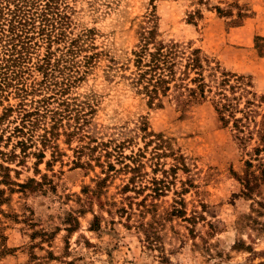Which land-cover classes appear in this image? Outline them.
<instances>
[{
    "label": "rangeland",
    "instance_id": "obj_1",
    "mask_svg": "<svg viewBox=\"0 0 264 264\" xmlns=\"http://www.w3.org/2000/svg\"><path fill=\"white\" fill-rule=\"evenodd\" d=\"M71 6L74 30L92 29L103 53L85 80L62 86L56 97L89 102L92 114L82 127L88 138L59 137L57 158L47 151L40 164L32 156L20 163L0 156V264H264V183L250 197L242 194L248 157L232 125L223 128L207 101L184 110L167 98L148 105L129 80L139 31L154 25L165 43L189 44L249 77L263 114L264 0H76ZM6 135L0 152L8 153ZM101 142L106 146L79 151ZM255 143L253 137L247 150ZM103 149L117 170L116 158L127 156L129 163L140 150L143 178L136 185L147 188L122 194L130 175L106 177L94 161ZM153 178L168 185L164 196L145 197ZM29 179L41 186L14 185ZM180 200L187 221L168 216Z\"/></svg>",
    "mask_w": 264,
    "mask_h": 264
},
{
    "label": "trees",
    "instance_id": "obj_2",
    "mask_svg": "<svg viewBox=\"0 0 264 264\" xmlns=\"http://www.w3.org/2000/svg\"><path fill=\"white\" fill-rule=\"evenodd\" d=\"M75 1L0 0V142L4 133H7L5 146L12 142L8 153L0 152L6 159L20 163L32 156L35 164H40L47 151L53 160L57 158L59 137H64L67 143L73 137L78 141L88 138L82 127L89 123L88 116L92 114L89 102H77V98L60 101L56 97L62 86H74L85 80L103 53L94 44L92 29L74 30L71 5ZM147 21L148 25L153 23L150 17ZM132 56L134 70L129 77L130 85L148 105L167 98L184 110L191 104L207 101L223 128L232 125V136L248 157L244 161L246 170L241 185L242 194L250 197L264 183V109L260 114L262 97L253 92L249 77L225 70L189 44L165 43L154 25L141 28ZM84 105L88 112L82 113ZM141 130L148 135L144 127ZM253 137L256 143L247 150ZM97 146L106 144L101 142L92 147L82 144L79 151L86 149L91 153ZM103 151L94 161L106 177L117 171L130 175L120 189L122 194L147 188V184L136 185L143 178L140 150L129 156L130 164L123 162L127 156L122 157L119 151L117 157L122 158L115 160L120 164L118 170L108 160L110 152ZM99 157L105 161L99 163ZM87 165L90 166L88 162ZM152 183L154 186L149 188L152 194L145 197L164 196L168 185L155 178ZM32 184V189L41 186L33 179L14 185L27 189ZM174 202L168 216L187 221L182 200ZM136 226L144 228L140 223ZM147 238L148 244H152Z\"/></svg>",
    "mask_w": 264,
    "mask_h": 264
}]
</instances>
